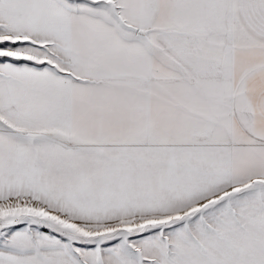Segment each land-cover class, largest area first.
Listing matches in <instances>:
<instances>
[{
  "label": "snow or ice",
  "instance_id": "obj_1",
  "mask_svg": "<svg viewBox=\"0 0 264 264\" xmlns=\"http://www.w3.org/2000/svg\"><path fill=\"white\" fill-rule=\"evenodd\" d=\"M0 264H264V0H0Z\"/></svg>",
  "mask_w": 264,
  "mask_h": 264
}]
</instances>
